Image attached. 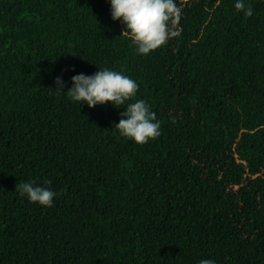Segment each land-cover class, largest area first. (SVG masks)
I'll return each mask as SVG.
<instances>
[{
	"label": "trees",
	"instance_id": "obj_1",
	"mask_svg": "<svg viewBox=\"0 0 264 264\" xmlns=\"http://www.w3.org/2000/svg\"><path fill=\"white\" fill-rule=\"evenodd\" d=\"M176 3L179 35L138 54L109 0H0V264H264V0ZM98 67L137 81L158 137L53 90Z\"/></svg>",
	"mask_w": 264,
	"mask_h": 264
},
{
	"label": "clouds",
	"instance_id": "obj_2",
	"mask_svg": "<svg viewBox=\"0 0 264 264\" xmlns=\"http://www.w3.org/2000/svg\"><path fill=\"white\" fill-rule=\"evenodd\" d=\"M110 15L124 24L126 33L138 54H148L163 45L171 36L179 35L173 31L170 22H175L180 15L176 0H109ZM234 8L245 16L253 14L251 5L245 0H234ZM121 32V33H122ZM68 66L66 70L73 69ZM71 85L65 89L66 82L62 75L54 78L56 93H65L72 101H83L89 107L110 102L114 107L124 105L120 119L114 123L119 134L143 144L155 139L161 133V121L144 99H132L139 87L131 76L110 67H98V70L86 74L74 73ZM83 103V104H84ZM50 183L46 181L45 184ZM19 195L26 196L30 202L51 207L57 193L52 188L39 185L32 180L22 181L16 186ZM197 264H217L209 258H201Z\"/></svg>",
	"mask_w": 264,
	"mask_h": 264
}]
</instances>
